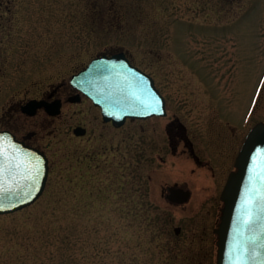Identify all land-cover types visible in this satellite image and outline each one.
<instances>
[{"label": "rangeland", "instance_id": "374dc122", "mask_svg": "<svg viewBox=\"0 0 264 264\" xmlns=\"http://www.w3.org/2000/svg\"><path fill=\"white\" fill-rule=\"evenodd\" d=\"M118 51L189 126L205 129L219 105H248L249 128L264 122V0H0V125L33 131L49 159L42 195L0 215V264H31L57 237L70 264H215L219 188L203 206L165 199L174 182L198 193L197 175L187 154L161 144L158 119L113 127L85 98L53 118L19 109ZM78 123L86 135L73 134ZM244 132L232 127L233 153Z\"/></svg>", "mask_w": 264, "mask_h": 264}, {"label": "water", "instance_id": "95a60500", "mask_svg": "<svg viewBox=\"0 0 264 264\" xmlns=\"http://www.w3.org/2000/svg\"><path fill=\"white\" fill-rule=\"evenodd\" d=\"M70 82L115 126L130 117L164 114V101L153 79L132 65L124 52L93 58ZM70 101L79 98L76 95ZM42 107L51 115L60 113V101L42 99H30L20 110L33 116ZM84 131L81 126L74 129L75 135ZM234 166L221 192L222 207L214 228L215 264H264V122L251 128ZM48 168L44 152L0 130V215L34 203L44 190ZM167 191V198L177 203L190 195L182 187L168 186Z\"/></svg>", "mask_w": 264, "mask_h": 264}, {"label": "flooded vegetation", "instance_id": "af4514ba", "mask_svg": "<svg viewBox=\"0 0 264 264\" xmlns=\"http://www.w3.org/2000/svg\"><path fill=\"white\" fill-rule=\"evenodd\" d=\"M159 91L164 100L165 113L162 115H153L145 119L132 118L130 120L148 121V120L158 119L160 121L162 127L161 131L164 134V139L163 141H161V144H163V146L166 145L167 148L169 147L171 154L173 156H176L177 154H182V155L187 154L189 159H191L194 165L196 166V170L193 172L196 173L197 179H195L193 185L194 187H196L198 191V193L194 192L195 189H191L187 185V183L179 184L178 182H174L172 185H167L166 188L168 186H174V187H182L186 190H189L190 195L188 197V200L183 203L173 202L167 198L166 195L168 194V192L166 189H165L166 191L162 192L163 196L170 204L174 206H180V205L183 206L191 202L197 203L199 204V206H203L205 204L204 202H207V200L208 201L214 200L216 202L217 196L215 198L214 193L218 188L221 193L225 185L226 179L228 177V174L234 169L235 158L237 156V153L241 149L250 129L248 127V123H249L248 105L245 111L243 112V114L241 112V108L240 109L235 108L233 110H226V109L223 110L225 106L219 105V107L216 108L217 110L215 109V113L216 111L217 113L214 116L212 115L209 124L206 125V128L198 129L195 126L194 127L189 126L185 122L186 120L183 115L180 116L175 111L171 110L169 108L167 95L163 91L161 90ZM211 94H212L211 92L208 93L209 96ZM76 95L78 96L79 101H81V99L84 98L88 99L77 89H75L68 81L67 84L63 83L61 85H55L53 87L52 86L49 87L46 93L37 99L45 100L47 103L60 101V110H61L62 106L66 102L77 103L70 101V99ZM206 107H207L206 105L203 106V108ZM222 110L224 111V113H221ZM38 111H42V113L45 114V116L50 118L59 115V114L51 115L43 107L38 109L36 114L38 113ZM221 114L224 115L225 118L224 122L222 121L217 122L216 115L219 118L221 117ZM188 117L192 118V116L190 115H188L187 118ZM105 123H110L113 127H115L111 122H105ZM78 126H81L82 128L85 129L84 134L81 136H84L88 133L87 127L84 126L83 124L78 123L72 129L73 134H74V129ZM232 127L240 128L241 130L245 129V132L234 153L233 150L236 144L237 137L235 138L232 135ZM0 129L9 130L12 133H14L19 140L24 141L26 144L39 148L36 142H34L33 138L35 136V133L33 131H26L25 133L19 134L14 128H9L8 126H1V125H0ZM229 160H230L229 167L226 170L225 175L223 176L224 178H222L223 180L221 183V176L223 173V169L226 167ZM192 169L194 170V168ZM180 230L181 227L179 226L174 228V232L176 234H179Z\"/></svg>", "mask_w": 264, "mask_h": 264}, {"label": "trees", "instance_id": "16d2710c", "mask_svg": "<svg viewBox=\"0 0 264 264\" xmlns=\"http://www.w3.org/2000/svg\"><path fill=\"white\" fill-rule=\"evenodd\" d=\"M53 239L54 242L52 241V239H44L43 242H41L42 244H40L39 246H43L44 248L54 243L56 247L55 250H52L50 254H46V255L38 254V253L31 254L33 258L36 259L35 261H32L31 264H70V257L67 254V250H66L67 245L64 238L57 237ZM20 262L24 263L25 262L24 258Z\"/></svg>", "mask_w": 264, "mask_h": 264}]
</instances>
